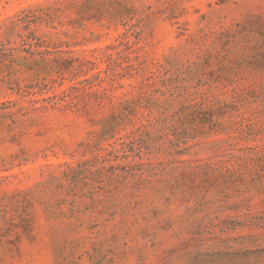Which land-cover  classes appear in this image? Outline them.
Instances as JSON below:
<instances>
[{
    "label": "rangeland",
    "instance_id": "rangeland-1",
    "mask_svg": "<svg viewBox=\"0 0 264 264\" xmlns=\"http://www.w3.org/2000/svg\"><path fill=\"white\" fill-rule=\"evenodd\" d=\"M0 264H264V0H0Z\"/></svg>",
    "mask_w": 264,
    "mask_h": 264
}]
</instances>
